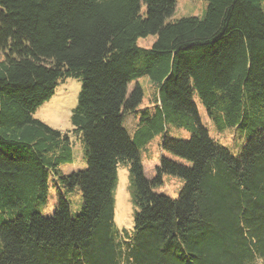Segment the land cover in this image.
<instances>
[{
	"label": "trees",
	"instance_id": "trees-1",
	"mask_svg": "<svg viewBox=\"0 0 264 264\" xmlns=\"http://www.w3.org/2000/svg\"><path fill=\"white\" fill-rule=\"evenodd\" d=\"M207 1L203 18L173 19L176 0H0V264H264V0ZM145 76L157 92L139 109ZM67 78L82 81L71 123L87 160L69 175V136L34 116ZM195 96L220 130L246 135L238 155L210 136ZM156 134L178 160L162 156L149 179L137 142ZM125 161L132 233L115 225ZM164 175L184 181L178 197L154 192ZM51 176L58 206L44 217Z\"/></svg>",
	"mask_w": 264,
	"mask_h": 264
},
{
	"label": "rangeland",
	"instance_id": "rangeland-1",
	"mask_svg": "<svg viewBox=\"0 0 264 264\" xmlns=\"http://www.w3.org/2000/svg\"><path fill=\"white\" fill-rule=\"evenodd\" d=\"M207 6V0H176L173 19L189 16L203 18ZM155 40L156 36H149L147 38L139 39L138 44L141 47L150 48ZM136 82L140 84L144 92L143 102L139 106V109H142L153 102L157 87L147 76L138 79ZM136 82H131L129 84L128 95L133 91ZM81 88L82 81L77 78H67L59 81L53 97L37 108L34 114L37 119L53 129L59 130L69 136L74 158L71 164H63L60 167L61 173L65 175L84 170L87 167L84 143L81 136L74 130V126L71 123V115L78 104ZM195 101L199 109L202 123L208 129L210 136L225 147L229 148L234 155H238L248 140L246 135L240 133L241 130L239 128L234 127L220 130L210 119L205 106L201 103L198 96H195ZM139 121V114L134 113L126 114L123 119L124 127L135 142ZM165 134L180 139H188L191 136V133L187 128L174 125H170ZM165 134H156L149 140H139L137 142L144 172L149 179L156 176L157 167L160 164L162 156L178 160L163 150L162 141L163 135ZM117 174L118 181L115 189L116 229L121 233L124 229L128 230L129 233H132L135 207L132 202V176L130 173V164L127 161L120 163ZM163 179V184L155 187L154 192L171 198L178 197L185 184L184 181L179 177L171 175H164ZM49 185L50 191L47 201L37 206V211L44 217H52L54 215L58 206V191L56 186L61 188L60 181L56 180L53 176L49 178ZM65 196L70 200L71 213L75 216L80 212L82 206V194L80 189L76 188L74 191L66 193Z\"/></svg>",
	"mask_w": 264,
	"mask_h": 264
}]
</instances>
